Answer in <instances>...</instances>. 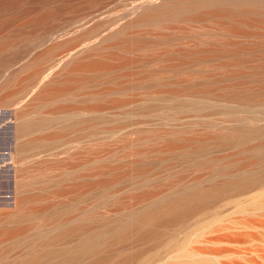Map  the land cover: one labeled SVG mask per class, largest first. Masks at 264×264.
Returning <instances> with one entry per match:
<instances>
[{
	"label": "rangeland",
	"instance_id": "1",
	"mask_svg": "<svg viewBox=\"0 0 264 264\" xmlns=\"http://www.w3.org/2000/svg\"><path fill=\"white\" fill-rule=\"evenodd\" d=\"M119 9L100 17L112 26L126 16L116 15ZM171 24L187 35L204 32L238 46L255 47L256 38H264V19L249 15L178 16ZM130 42L133 52L119 55L165 56V42ZM262 50L206 52L214 60L171 66L144 61L85 74L79 97L42 96L31 113L25 109L16 163L17 105L0 101V264H138V251L151 252L160 240L181 237L195 244L199 231L233 210L231 198L211 190L264 179V63L244 61L264 56ZM154 71L159 76L148 78ZM73 105L75 112L58 110ZM238 152L259 158L239 168L244 163L237 161L246 159ZM185 196L203 197L205 210L218 211L184 220L183 229L197 227L196 234L171 230L173 220H143L147 213L165 214L164 205ZM16 198L23 203L18 211ZM152 234L160 238L154 244ZM229 247L219 264H264L258 257L246 261V255L239 261Z\"/></svg>",
	"mask_w": 264,
	"mask_h": 264
},
{
	"label": "bare ground",
	"instance_id": "2",
	"mask_svg": "<svg viewBox=\"0 0 264 264\" xmlns=\"http://www.w3.org/2000/svg\"><path fill=\"white\" fill-rule=\"evenodd\" d=\"M115 7H120L116 15L126 16L110 26L100 15H113L110 11ZM188 15H249L253 19H264V0H0V101L17 105L11 148L14 163L21 145V119L25 109L31 113L30 107L35 106L34 101L42 96L54 98L67 94L70 99L79 97L80 84L88 80L85 74L91 76L96 71L121 65L137 66L144 61L165 66L204 63L214 60L205 55L206 52L244 54L264 49V38H256L260 42H256L255 47L238 46L221 41L223 37L204 32L194 37L172 26L171 22L178 16L188 19ZM237 36L249 35L238 33ZM111 39L115 42L106 44ZM130 41L143 46L165 42V56L158 58L153 52L144 59L119 55L120 52H133ZM113 47L119 52L109 50ZM254 56V59L244 61L264 63V56ZM147 76L155 79L159 73L149 72ZM28 92L29 97L18 105L17 99H22ZM60 109L75 112L76 107ZM84 110H89V107ZM238 154L246 159L237 161L244 163L239 168L259 158L254 153ZM18 176V169H14V178ZM253 184L246 186L232 181L211 190L214 196L231 198L228 202L233 210L227 214L220 212V217H224L221 222L198 233L197 227L190 231L183 229L184 220L200 214L213 217L218 212L205 210L203 197H177L160 209L165 214L147 213L143 220H173L171 230L179 229L182 234L195 230L198 236L195 244L181 237L160 240L157 245L149 247L151 252L138 251V264H219V258L231 250L229 246L237 251L235 255H239V261L244 255L248 256L246 261L254 262L255 257L264 260V179H255ZM227 189H232V192L225 194ZM14 208L16 211L23 209L22 199L16 198ZM233 213L242 215L243 219L232 220V216L235 218ZM255 213L260 214L259 220L257 214L254 217ZM124 234L121 230L117 236L122 238ZM156 239L160 238L152 234L148 241L154 244Z\"/></svg>",
	"mask_w": 264,
	"mask_h": 264
}]
</instances>
